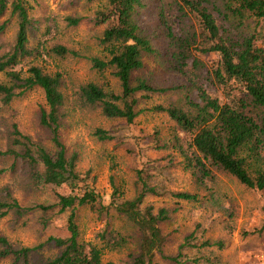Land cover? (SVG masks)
Here are the masks:
<instances>
[{
	"label": "rangeland",
	"instance_id": "obj_1",
	"mask_svg": "<svg viewBox=\"0 0 264 264\" xmlns=\"http://www.w3.org/2000/svg\"><path fill=\"white\" fill-rule=\"evenodd\" d=\"M25 1L33 7L31 17L36 29L29 42L33 55L24 58L15 70L26 77L29 68L37 66L47 74L62 76L66 113L62 141L69 155L77 154L78 171L91 172L103 206L94 212L87 207L76 210L82 240L102 247L99 235L107 231L116 233L125 241L115 251L105 249L102 264H132V257L139 251L141 235L138 229L110 206L114 186L124 199L135 196L139 170L147 171L149 184L156 186L162 194L148 196L145 205L153 206L155 212L160 208H167L170 212L169 219L161 224L165 243L154 264H264V190L247 188L220 170H213V180L200 185L180 150L184 148L192 156L187 136L165 113L148 111L156 105L184 103L188 90L191 100L200 102L189 78L197 81L207 92L227 100V95L213 85L210 76L211 63L216 60V55H197L196 58L203 63L199 70L194 69V59H191L186 76L172 70L166 61L167 40L159 28L157 14L161 6H164L167 18L173 24V33L178 38H185L198 28L192 16L183 18L179 13L180 0L146 2L147 10L140 19L161 56H146L145 68L138 75L158 86L175 83L190 87L162 96L139 94V114L132 124L121 119H108L98 108L85 107L77 98L80 87L90 82L116 93L121 91L112 71L100 73L92 69L89 60L92 57L105 59L107 54L99 43L105 26L94 22L96 12L103 10L106 0ZM7 3L8 12L0 16V25L6 23L4 30L0 31V54L13 49L18 33L17 18L10 11L12 0ZM209 9L213 10L211 6ZM213 14L218 17L217 13ZM69 18L78 19L79 24H70ZM218 22L224 24L221 20ZM259 27V22L249 20L242 27L230 28L229 34L239 39L259 32ZM255 45L264 49V43L258 38ZM55 46H63L69 53L61 57L53 52ZM0 82H8L4 73H0ZM46 109L45 95L39 87L8 105L0 103V150L8 146L14 126H17L35 146L54 153L50 133L40 123L41 113ZM99 129L113 139L101 141L96 136ZM5 187L24 206L54 205L56 193H68L67 188H34L20 173L1 175L0 193ZM170 192H189L199 197L196 202H187L173 198ZM52 213L53 221L46 227L39 222V212L31 213L19 222L11 215L7 216L0 221V234L16 247L35 248L45 244L34 253L35 263L41 264L58 252L46 244L48 238L67 235L65 220L71 211L60 213V208L56 207ZM0 264H13V261L8 258L0 260Z\"/></svg>",
	"mask_w": 264,
	"mask_h": 264
},
{
	"label": "trees",
	"instance_id": "obj_2",
	"mask_svg": "<svg viewBox=\"0 0 264 264\" xmlns=\"http://www.w3.org/2000/svg\"><path fill=\"white\" fill-rule=\"evenodd\" d=\"M7 1L0 0V16L8 12ZM147 1L106 0L103 10L96 12L95 24L105 26L99 43L107 54L105 59L92 57L89 60L92 69L100 73L112 71L121 91L116 93L90 82L80 87L78 100L85 107L98 108L108 119H121L132 124L139 114V94L162 96L179 93L191 86L197 91L200 102L192 101L188 90L184 103L156 105L148 111L165 113L187 136L192 156L188 150H180L197 182L205 185L206 180H213V170H220L247 188L264 190V49L255 45L257 38L264 43V0H180L178 10L181 16H192L198 25L197 30L185 38H178L173 33V24L167 18L164 6L158 10L159 28L167 40L165 58L171 69L186 76L191 59H194V69L199 70L203 63L196 58L197 55H216V60L211 63L210 76L213 85L227 95L226 101L215 93L207 92L191 78L190 86L175 83L158 86L138 75L145 68L146 56H161L140 19L147 10ZM210 6L213 10L209 9ZM32 10L28 1L12 0L10 11L17 18L18 33L13 49L0 54V73L8 79L6 83L0 82V103L8 105L35 87L41 88L47 109L42 111L40 123L49 131L55 152L35 146L14 126L8 146L0 150V176L20 173L34 188H67L68 193H56L54 205L24 206L5 187L0 193V221L11 215L19 222L31 213L39 212V222L46 227L53 221L54 208H60V213L71 211L65 220L66 237L51 236L46 242L58 252L41 264H102L104 250L115 251L125 241L116 233L107 231L99 235L102 247L82 240L76 210L87 207L94 212L102 203L91 172L78 171L77 154L69 155L62 141L61 131L66 116L62 76L47 74L37 66L30 67L26 77L15 70L24 58L33 55L29 48L30 36L36 29ZM249 20L260 23L259 32L239 39L229 34L230 28L242 27ZM69 21L72 25L79 24L78 19L69 18ZM5 25H0V31ZM53 52L64 57L69 50L55 46ZM96 136L101 141L113 139L101 129L97 130ZM137 175L135 196L124 199L114 186L110 206L132 223L141 235L139 251L132 257V264H154L165 243L161 224L169 219L170 212L167 208L155 212L153 206L145 205L148 196L162 194L156 186L149 184L147 171L139 170ZM170 194L187 202H196L199 197L189 192ZM44 245L16 247L0 234V260L11 258L13 264H38L34 253Z\"/></svg>",
	"mask_w": 264,
	"mask_h": 264
}]
</instances>
